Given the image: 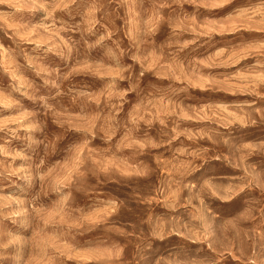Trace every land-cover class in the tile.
<instances>
[{"label":"clouds","instance_id":"9594fccd","mask_svg":"<svg viewBox=\"0 0 264 264\" xmlns=\"http://www.w3.org/2000/svg\"><path fill=\"white\" fill-rule=\"evenodd\" d=\"M0 264H264V0H0Z\"/></svg>","mask_w":264,"mask_h":264},{"label":"rangeland","instance_id":"374dc122","mask_svg":"<svg viewBox=\"0 0 264 264\" xmlns=\"http://www.w3.org/2000/svg\"><path fill=\"white\" fill-rule=\"evenodd\" d=\"M224 42L220 41L218 46H223Z\"/></svg>","mask_w":264,"mask_h":264}]
</instances>
